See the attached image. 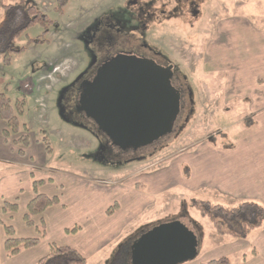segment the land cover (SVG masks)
<instances>
[{"label":"rangeland","instance_id":"obj_1","mask_svg":"<svg viewBox=\"0 0 264 264\" xmlns=\"http://www.w3.org/2000/svg\"><path fill=\"white\" fill-rule=\"evenodd\" d=\"M15 1L2 0L5 5ZM56 1L25 0L23 8L8 12L0 7V92L7 86L12 102L24 99L19 120L30 126L33 164L21 168L35 179L45 178L46 191H58L63 204L48 211L45 242L75 249L77 241L88 251L86 264H104L114 261L126 238L129 243L154 226L185 218L196 234L197 250L179 264L222 256L230 264H264V222L242 239L221 236L190 206L191 199H199L228 207L253 201L264 207V135L241 134L257 124L255 119H264V0H68L61 13L55 11ZM28 6L51 23L31 24L16 36L10 63L4 65L3 50L11 33L30 18L24 14ZM104 29L152 47L185 77L177 126L160 143L138 149L146 154L143 159H102L92 127L60 111L65 89L93 60L96 48L89 36ZM257 102L259 110L253 105ZM159 144L164 146L155 148ZM187 166L188 185L179 182V169L187 174ZM15 170V164L0 161V185ZM152 171L162 172L156 174L160 186L167 187L154 201L123 190L130 184L143 190L136 182ZM108 215L128 222L119 226ZM103 223L110 226L104 229ZM106 233L116 238L100 249L93 246L91 237Z\"/></svg>","mask_w":264,"mask_h":264},{"label":"water","instance_id":"obj_2","mask_svg":"<svg viewBox=\"0 0 264 264\" xmlns=\"http://www.w3.org/2000/svg\"><path fill=\"white\" fill-rule=\"evenodd\" d=\"M172 74V65L120 51L85 82L80 109L118 149L152 145L172 132L181 109L180 93L170 83ZM196 250L190 222L178 218L143 232L130 246V259L131 264H179Z\"/></svg>","mask_w":264,"mask_h":264},{"label":"trees","instance_id":"obj_3","mask_svg":"<svg viewBox=\"0 0 264 264\" xmlns=\"http://www.w3.org/2000/svg\"><path fill=\"white\" fill-rule=\"evenodd\" d=\"M68 0H57L55 11L61 13L67 5ZM25 0H16L13 4L5 5L0 0V7L9 11L14 7L23 8ZM25 16L30 18L21 25L16 31L10 35V41L3 50V64L10 63V43L16 36L20 35L28 26L34 23H39L42 26H47L51 21L46 15L37 11L33 6H28L24 9ZM38 42V39L29 40ZM23 48L15 50L21 52ZM7 86H4L0 92V120L4 123L2 136L4 141L9 137H14L12 143L15 146H20L17 153L24 155L23 148L30 143L28 127L26 124L20 123L19 117L24 113L25 101L23 98H18L12 102L7 95ZM45 151L49 152L50 148L45 146ZM43 183L41 180L33 182L32 187L36 192L38 186ZM60 202L58 195H46L36 193L26 205V211L23 214V221L26 226L34 227L37 232L36 236L17 237L12 225L4 223L0 219V247L4 250L7 256L18 254L22 249H29L37 246L46 235L45 222L42 214L51 206L57 205ZM190 206L195 208L200 215L207 217L212 223L215 232L221 236H230L236 239L245 238L252 230L259 228L264 222V207L253 201H245L239 203L236 207H228L225 205L211 203L199 199H191ZM18 204L15 201H4L1 211L3 214H12L17 211ZM33 217H39L38 223H34ZM37 264H86V259L76 249L68 245H57L54 242L48 244V252L41 257ZM203 264H230L226 256L209 260Z\"/></svg>","mask_w":264,"mask_h":264},{"label":"crops","instance_id":"obj_4","mask_svg":"<svg viewBox=\"0 0 264 264\" xmlns=\"http://www.w3.org/2000/svg\"><path fill=\"white\" fill-rule=\"evenodd\" d=\"M258 103L259 102H257V104L256 103L253 104V105H256L257 110L260 109V105ZM263 108H264V105H263ZM262 114L264 116V112ZM256 116L258 118L260 116V114L258 113V114H256ZM255 120L257 121V124H254L252 126V128H249V129L241 132V134H243L244 136L253 135L254 137H257L258 135H264V119H255ZM27 127H28V130H30V126H27ZM3 128H4V124L1 125V131H0V161L10 162L11 164H15L16 170H15L14 174L12 175L11 179L9 180V182L6 183V185H3V184L0 185V187H1V190H0V219L4 223L12 225V227L14 228V231H15V235L17 237L34 236V230H32V228L34 229V227L26 226L23 219H22L23 214L26 211V205H27L28 201L30 199H32L36 193H42V194H46V195H58V196H60V195L58 194V191H55L53 193H48L46 191V188H44L46 185V184L44 185V181H46L45 178L40 177L39 179H35V175L31 171L22 170V169H24V168H21L22 166L28 167V166H32L29 164H33L32 162H30L33 157L30 153L28 154V151L32 145L31 139H30L29 145L27 147L23 148L24 156L20 157V155L18 153L16 155L14 154V149L19 148L18 146H15L12 143V140L14 137H9L6 141H4V137L2 136ZM258 131L263 133V134L259 133ZM226 148L230 149L228 147H226ZM26 157H28V158H26ZM186 161L189 163L190 166L192 165V162L190 160L187 159ZM146 169H148V167ZM146 169L144 168L143 170H146ZM189 169L190 168L188 167L187 174H185L182 171V168L179 169V173L183 177V179L180 180L179 182L185 183L187 185L189 184V182L191 180ZM142 171H139L140 175L142 174ZM156 173H162V172H160V171H158V172L152 171L149 173L144 172V175L141 178V181L136 182V183L141 182L142 183L141 186H145V187H143L144 188L143 190L139 191L138 188L136 187V185H135V187H133L132 184L128 185L126 188H123V190L126 189L125 191L128 192V188H131L132 190H130V192L132 194H135V195L136 194L137 195L146 194L151 198L152 201H154L155 200L154 196H157L160 191L163 192L167 188L163 184H161V186H160L159 174H156ZM48 178L51 180V177H48ZM36 180H41L43 183H41L38 186V188L35 192L33 190L32 184ZM0 181H1V179H0ZM136 183H134V184H136ZM51 184H53V183H50V185ZM15 200L18 204L17 211L12 213V214H3L1 211L3 202L4 201L12 202ZM60 205H62L61 207H63V204H61V202H59L57 205L51 206L48 209H46L44 211V213L42 214V218L45 222V227H46V235L40 241V243L37 246H35L33 248H29V249H22L18 254L13 255V256H7L6 253L4 252V250L0 247V264H37L38 260L48 252V244L50 243V242H45V239L48 235V220H47L48 211H49V209H54L55 207H58ZM54 214H56V212H54ZM19 217L21 220L19 219ZM15 219H16V221H15ZM38 219H39V217H33L34 223L37 224ZM108 219L110 221L114 222V224H117L119 226L122 223L128 222L126 220V218H123L120 216H115V217L109 216ZM16 222H17V224H16ZM85 223L91 224V220H88V217H86ZM104 225H102L104 229H106L107 227L110 226V225H105V226ZM92 228L95 229V228H99V227H92ZM104 229H102V230H104ZM64 232H66V228H64ZM108 235L109 234L106 233V234H102L100 237H97V234H96L94 238L91 237V243L93 244V246H95V247L97 246L98 249L105 247V246L109 245L110 242L116 238V237H112V238L108 237ZM134 240L135 239H132L128 243V238H126L125 241L120 244L118 252L115 255L114 261L113 262H106L104 264H107V263L131 264L130 246ZM85 243L89 245L90 240H89V242L85 241ZM81 246H82V244H81ZM75 249L82 256H84V253H88V251H85L82 248H80L77 241H75Z\"/></svg>","mask_w":264,"mask_h":264},{"label":"flooded vegetation","instance_id":"obj_5","mask_svg":"<svg viewBox=\"0 0 264 264\" xmlns=\"http://www.w3.org/2000/svg\"><path fill=\"white\" fill-rule=\"evenodd\" d=\"M89 42L92 43V45L96 48L93 60L82 73H79L74 77V79L65 89V92L61 97L59 106L61 114L64 117H67L68 119L70 117L75 123L92 127V130L98 136L97 139L99 142V155L102 159H108L112 161H118L119 158L123 157H126L125 160L143 159L146 154L138 152V150L122 151L117 147L111 145L107 137L97 129L95 123L90 118L86 117L85 113L80 109V105L78 103L79 96L84 88L85 82H89L94 78L97 69L106 59L110 58L111 56L120 51H124L129 54H134L141 58L153 59L157 63L165 66L172 65L173 74L170 83L173 88L178 90L180 93L181 111L185 103L186 87L183 82L185 77H183L182 75V77L180 76L179 71L175 68L174 64H172L167 57L163 56L158 51L154 50L152 47H144L143 45H137L136 43L133 44L130 43L129 40L128 42H126L123 38L114 35L113 33H111V31H108L107 29L100 31L98 35H96V33H93L91 36H89ZM178 117L174 121L172 131H174L178 121L180 120H178ZM164 138L165 137H163L159 141H163ZM159 141H156L152 145L160 143ZM162 146H164V144H159V146H155V148H160Z\"/></svg>","mask_w":264,"mask_h":264}]
</instances>
